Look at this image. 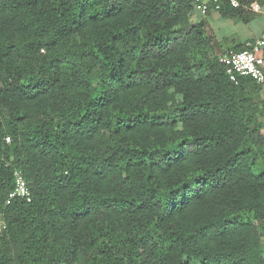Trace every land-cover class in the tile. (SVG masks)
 I'll return each instance as SVG.
<instances>
[{
  "label": "trees",
  "instance_id": "16d2710c",
  "mask_svg": "<svg viewBox=\"0 0 264 264\" xmlns=\"http://www.w3.org/2000/svg\"><path fill=\"white\" fill-rule=\"evenodd\" d=\"M195 1L0 0V264H264V101Z\"/></svg>",
  "mask_w": 264,
  "mask_h": 264
},
{
  "label": "built area",
  "instance_id": "2783aa9c",
  "mask_svg": "<svg viewBox=\"0 0 264 264\" xmlns=\"http://www.w3.org/2000/svg\"><path fill=\"white\" fill-rule=\"evenodd\" d=\"M235 9H256L254 5L248 6L240 0H196L194 2L195 11L201 17H207L211 11L220 12L224 6ZM264 49V39L248 42L242 51L228 50L221 56V63L224 65L226 73L231 82L239 84L241 78H251L259 85L264 84V58L261 53ZM10 138H7V142ZM17 188L10 195L8 203L15 197L31 196L27 183L21 172H16Z\"/></svg>",
  "mask_w": 264,
  "mask_h": 264
},
{
  "label": "crops",
  "instance_id": "0c3cea01",
  "mask_svg": "<svg viewBox=\"0 0 264 264\" xmlns=\"http://www.w3.org/2000/svg\"><path fill=\"white\" fill-rule=\"evenodd\" d=\"M248 6L254 5L256 9H243L245 13L243 17H236V18H228L223 16L220 12L211 11L207 17H202L206 23L207 28L212 32L214 37V42L217 47V51L220 54L225 53L228 50L240 49L241 47L245 49L246 44L248 42H254L259 39H264V25L262 27H257L256 32H250L249 34H244L242 32V28H249L252 25L253 21L256 19L257 16L261 15L264 17V0H254L247 4ZM201 19V17H199ZM238 22L243 24L244 27L239 29L238 25L234 22ZM218 22L221 26H234L238 28V33L241 35V39L232 38L233 35L225 33L222 36H219L217 31L219 27H216ZM262 57L264 58V49L261 53ZM257 101H264V84L259 85L256 92L253 95ZM264 247V244H263Z\"/></svg>",
  "mask_w": 264,
  "mask_h": 264
},
{
  "label": "rangeland",
  "instance_id": "374dc122",
  "mask_svg": "<svg viewBox=\"0 0 264 264\" xmlns=\"http://www.w3.org/2000/svg\"><path fill=\"white\" fill-rule=\"evenodd\" d=\"M193 19L200 20V19H199V14H198L197 12L194 14ZM233 22H234L236 25H238L239 29H241V27H244V25H243L244 23H243V24H240V23H238V22H236V21H234V20H233ZM216 23H217L216 27H219V29H218V31H217V33H218L219 36H222V35H224L225 33H227V34H231V35H233L232 38H238V39H241V38H240V37H241L240 33H238V35H236L237 32H238V28H236V27H234V26H221L218 22H216ZM263 25H264V17L261 16V15H259V16H257L256 19L253 21L252 25L249 26V28H242V32H243L244 34H249L251 31H252V32H256V28H257L258 26H259V27H262ZM262 241H263V244H264V238L262 239ZM263 254H264V248H263Z\"/></svg>",
  "mask_w": 264,
  "mask_h": 264
}]
</instances>
